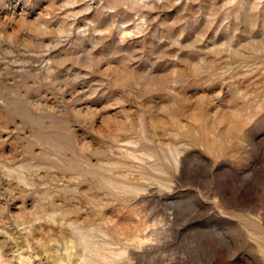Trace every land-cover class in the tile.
Returning a JSON list of instances; mask_svg holds the SVG:
<instances>
[{"label": "rangeland", "instance_id": "1", "mask_svg": "<svg viewBox=\"0 0 264 264\" xmlns=\"http://www.w3.org/2000/svg\"><path fill=\"white\" fill-rule=\"evenodd\" d=\"M0 264H264V0H0Z\"/></svg>", "mask_w": 264, "mask_h": 264}]
</instances>
